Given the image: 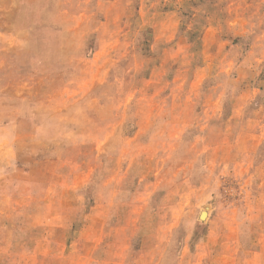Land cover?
<instances>
[{
    "label": "rangeland",
    "instance_id": "obj_1",
    "mask_svg": "<svg viewBox=\"0 0 264 264\" xmlns=\"http://www.w3.org/2000/svg\"><path fill=\"white\" fill-rule=\"evenodd\" d=\"M0 264H264V0H0Z\"/></svg>",
    "mask_w": 264,
    "mask_h": 264
}]
</instances>
